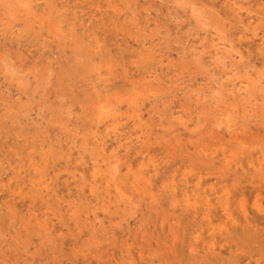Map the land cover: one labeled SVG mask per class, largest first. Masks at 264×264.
Masks as SVG:
<instances>
[{"label": "rangeland", "instance_id": "374dc122", "mask_svg": "<svg viewBox=\"0 0 264 264\" xmlns=\"http://www.w3.org/2000/svg\"><path fill=\"white\" fill-rule=\"evenodd\" d=\"M0 264H264V0H0Z\"/></svg>", "mask_w": 264, "mask_h": 264}]
</instances>
